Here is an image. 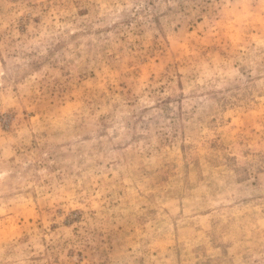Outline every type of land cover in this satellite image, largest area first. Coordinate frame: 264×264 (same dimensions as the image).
Returning a JSON list of instances; mask_svg holds the SVG:
<instances>
[{
	"label": "rangeland",
	"instance_id": "1",
	"mask_svg": "<svg viewBox=\"0 0 264 264\" xmlns=\"http://www.w3.org/2000/svg\"><path fill=\"white\" fill-rule=\"evenodd\" d=\"M0 264H264V0H0Z\"/></svg>",
	"mask_w": 264,
	"mask_h": 264
}]
</instances>
